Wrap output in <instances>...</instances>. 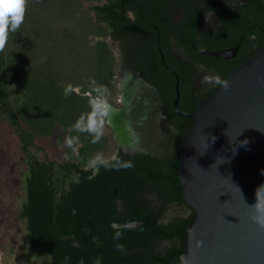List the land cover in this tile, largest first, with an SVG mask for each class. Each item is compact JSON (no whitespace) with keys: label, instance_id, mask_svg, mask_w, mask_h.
Here are the masks:
<instances>
[{"label":"trees","instance_id":"trees-1","mask_svg":"<svg viewBox=\"0 0 264 264\" xmlns=\"http://www.w3.org/2000/svg\"><path fill=\"white\" fill-rule=\"evenodd\" d=\"M131 7V0H27L24 23L9 34L0 52V122H7L16 135L24 165L18 215L30 248L45 254L51 264H94L97 258L100 264H171L183 251L192 214L164 224L144 213L118 210V200L125 196L122 182L137 173L152 180L163 196L183 201L178 154L169 162L152 157L137 162L118 149L115 155L134 166H101L94 175L86 165L106 153L111 139L104 133L92 144L89 134L72 127L90 111L93 88L106 87L109 102L117 93L118 59L106 38L131 25ZM69 84L74 91L66 97ZM65 137L80 142L70 148ZM50 144L62 148V160L46 155ZM66 154L70 159L65 160ZM138 187L132 186L134 192ZM130 221L141 223L136 228L112 226ZM160 238L180 242H172L161 256L152 252V241Z\"/></svg>","mask_w":264,"mask_h":264},{"label":"water","instance_id":"water-1","mask_svg":"<svg viewBox=\"0 0 264 264\" xmlns=\"http://www.w3.org/2000/svg\"><path fill=\"white\" fill-rule=\"evenodd\" d=\"M224 80L230 84L227 90L220 86L184 114L192 124L181 139L177 176L182 204L189 208L186 217L192 216L183 251L172 264H264V228L250 218L246 205L256 202V189L264 184V44ZM144 91L150 101L142 103ZM119 92L120 106L108 101L116 109L107 123L116 146L160 156L169 125L153 114L160 110L156 90L132 73L119 79Z\"/></svg>","mask_w":264,"mask_h":264},{"label":"flooded vegetation","instance_id":"flooded-vegetation-1","mask_svg":"<svg viewBox=\"0 0 264 264\" xmlns=\"http://www.w3.org/2000/svg\"><path fill=\"white\" fill-rule=\"evenodd\" d=\"M131 5L127 11L131 25L120 29L114 38L107 37L113 49L116 46L119 51L114 74L117 93L115 101L110 103L120 106L119 79L138 74L156 90L159 98L156 109L160 110L153 114L161 115L169 127L164 131L166 145L157 150L160 156H151L118 148L113 130L106 123L114 145L108 157L119 149L132 158L137 157V162H144L145 157L173 161L179 154L182 137L192 124L184 114L192 112L220 87L202 84V78L208 75L224 80L264 44V0H131ZM149 101L148 92L144 91L141 102ZM153 109L149 107V113ZM90 161L86 168L94 173L95 165ZM127 181L122 182L125 196L118 200L119 211L144 213L155 223L164 224L174 217L188 215L189 208L183 201L163 196L152 180L137 173ZM135 184L139 187L134 192ZM172 242L179 243L176 238L153 240L152 252L163 256Z\"/></svg>","mask_w":264,"mask_h":264},{"label":"rangeland","instance_id":"rangeland-1","mask_svg":"<svg viewBox=\"0 0 264 264\" xmlns=\"http://www.w3.org/2000/svg\"><path fill=\"white\" fill-rule=\"evenodd\" d=\"M115 98L116 94L110 99L115 101ZM104 133H109L106 125ZM16 140L10 125L5 121L0 122V264H49L45 254L30 248L24 220L18 215L24 165ZM113 148L111 142L103 156H110ZM62 151L56 144L45 148L46 155L56 160L63 159Z\"/></svg>","mask_w":264,"mask_h":264},{"label":"clouds","instance_id":"clouds-1","mask_svg":"<svg viewBox=\"0 0 264 264\" xmlns=\"http://www.w3.org/2000/svg\"><path fill=\"white\" fill-rule=\"evenodd\" d=\"M27 9V0H0V52L6 48L9 34L17 32L20 26L24 23ZM129 75L130 78V74ZM95 84V79H92ZM202 84L212 85L217 84L227 90L230 86L229 81L221 79L219 76H204L201 80ZM74 87L69 84L64 87V95L67 97L73 93ZM93 93L95 95H93ZM108 89L102 85L91 90V98L88 99L90 111L81 114L75 121L72 127L82 133L89 134L92 139V144H97L101 141L104 135L106 123L110 122L111 115L116 111L113 106L108 103ZM130 127V126H129ZM138 140V136L136 137ZM216 139V138H215ZM214 139V140H215ZM79 138L65 137L64 144L72 147L79 143ZM65 160L70 159L66 154ZM90 164H94V175L98 173L99 167H104L108 170H120L132 168V161H123L118 155L105 158L103 154H97L92 158ZM90 176L89 178H94ZM256 202L253 205L246 204L252 211L251 219L261 228H264V184L257 187L255 193ZM119 250H123V245H117ZM83 264V261H81ZM94 264H100L99 258L94 261Z\"/></svg>","mask_w":264,"mask_h":264}]
</instances>
